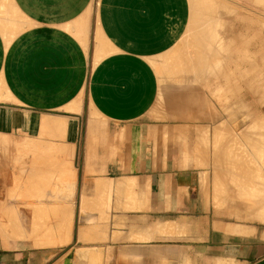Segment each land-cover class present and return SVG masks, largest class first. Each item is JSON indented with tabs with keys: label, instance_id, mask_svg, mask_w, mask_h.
I'll return each mask as SVG.
<instances>
[{
	"label": "crops",
	"instance_id": "obj_1",
	"mask_svg": "<svg viewBox=\"0 0 264 264\" xmlns=\"http://www.w3.org/2000/svg\"><path fill=\"white\" fill-rule=\"evenodd\" d=\"M263 132L264 0H0V264H264Z\"/></svg>",
	"mask_w": 264,
	"mask_h": 264
},
{
	"label": "rangeland",
	"instance_id": "obj_2",
	"mask_svg": "<svg viewBox=\"0 0 264 264\" xmlns=\"http://www.w3.org/2000/svg\"><path fill=\"white\" fill-rule=\"evenodd\" d=\"M234 123V122H233ZM234 125H237V127L239 126V124L237 123V124H234ZM237 137H239V136H241V134H235ZM263 164H264V161H263ZM62 172V171H61ZM65 175H66V173H65ZM59 177H61L60 178V180L62 181L63 180V177H62V175L61 176H59ZM59 177H58V188H59V183H60V180H59ZM239 178L240 179V176H235V177H232V178ZM68 186V185H67ZM67 186L64 188V189H60L62 192L63 191H65V189L67 188ZM123 199H121V201H122ZM56 202H58V203H60V206H62L63 204L65 205V207L67 208V209H64V211H63V213L62 212H55V220H57L58 221V217L60 216V215H62L63 217H65L64 218V221H66L65 223H63L64 224V226H65V224H66V229L68 228V226H69V222H70V228H71V230H72V232H73V228H74V215L76 216L77 215V222H78V213H76V211H78L77 209H74V204H75V201H74V199H73V197L72 198H70L69 197V193L68 192H66V195L64 194V192H63V197L61 198V199H59V200H56L55 201V203ZM91 202H92V204H97L98 206H101V207H103V206H106L107 204H109L110 203V198H108V197H106L105 195L104 196H99V197H97L96 199H92L91 200ZM67 204V205H66ZM88 204H90V203H88ZM51 205H53V204H51ZM51 205H50V207H51ZM69 206V207H68ZM49 207V208H50ZM70 207H71V209H70ZM69 208V209H68ZM46 209H48V207L46 208ZM25 210H29V211H31V209H25ZM260 212H261V209H258ZM31 215L32 214H29V215H24V217H25V219L27 218V217H31ZM42 215L40 214L39 215V218L41 217ZM70 217V221H68V218ZM73 217V218H72ZM233 217H238V215L236 214H233ZM30 220L31 219H29V222H30ZM40 220L42 221V217L40 218ZM26 221H28V220H26ZM99 221L100 222H103L104 221V226L105 227H107V226H109L110 224L108 223V220H107V218H106V215L104 214V215H101V218L99 219ZM41 227H42V224L40 225ZM76 227H77V224H76ZM64 229V230H63ZM63 229H62V231L61 232H65V227H63ZM77 231V230H76ZM107 231L108 230H103V229H101V230H99L98 232H99V234H97L98 236H99V238L98 239H100V240H104V241H106V239H107ZM58 232V230H56V233ZM90 234H92V233H97V231H88ZM63 237V236H62ZM95 237H97V236H95ZM56 239H57V241H58V239H61L60 237H58V235H56ZM68 240V239H67ZM57 243H63V242H60V241H58ZM105 250V247H97V248H91V249H89V251H88V254L90 255H93L92 257H94V255H96V254H107L108 256L109 255H111V252L109 251V252H106V251H104ZM87 264H112V262L111 261H105L104 263L103 262H101V261H90V262H88Z\"/></svg>",
	"mask_w": 264,
	"mask_h": 264
},
{
	"label": "bare ground",
	"instance_id": "obj_3",
	"mask_svg": "<svg viewBox=\"0 0 264 264\" xmlns=\"http://www.w3.org/2000/svg\"><path fill=\"white\" fill-rule=\"evenodd\" d=\"M203 33H204V32H203ZM218 39H219V38H218ZM207 40H208V39H207ZM199 41H200V40H199ZM220 41H221V40H220ZM199 43H200V42H199ZM218 44H219V43H218ZM205 45H206V44H205ZM209 46H210V45H209ZM206 49H207V48H206ZM215 49H216V48H215ZM200 50H201V49H200ZM213 51H214V50H213ZM216 52H217V51H216ZM218 52H219V51H218ZM208 54H209V53H208ZM218 54H219V53H218ZM217 56H218V55H217ZM217 56H216V57H217ZM218 57H219V56H218ZM208 59H209V56H208ZM218 59H219V58H218ZM187 72H188V71H187ZM196 72H198V71H196ZM207 75H208V74H207ZM77 105H78V104H77ZM63 119H64V118H63ZM254 121H255V122H253L252 126H253V127H256V126H257V122H256V120H254ZM260 122H261V121H260ZM260 122H258V123H260ZM55 124H56V123H55ZM62 125H63V124H62ZM258 125H259V124H258ZM64 126H65V125H64ZM259 126H260V125H259ZM249 127H250V126H249ZM54 128H55V127H54ZM262 128H263V127H262ZM253 129H254V128H253ZM206 130H207V129H206ZM255 131H256V130H255ZM254 133H255V132H254ZM263 133H264V132H263ZM256 135L258 136L257 133H256ZM57 136H58V135H57ZM262 136H264V135H262ZM185 138H186V137H185ZM216 138H217V137H216ZM216 138H215V139H216ZM217 139H220V138H217ZM198 140H199V138H198ZM253 140H254V139H253ZM255 140H256V139H255ZM41 141H42V140H41ZM199 141H201V140H199ZM215 142H216V140H215ZM219 142H221V140H219ZM258 142H259V141H258ZM43 143H44V142H43ZM259 143H260V142H259ZM197 145H198V144H197ZM216 145H217V144H216ZM64 146H65V144H64ZM201 146H202V145H201ZM257 146H258V145H257ZM35 147H36V146H35ZM214 147H215V146H214ZM62 148H63V147H62ZM258 150H259V149H258ZM258 150H257V151H258ZM259 153H260V152H259ZM223 155H224V154H223ZM263 155H264V154H263ZM263 155H262V157H264ZM219 156H220V155H219ZM5 158H6V157H5ZM221 158H222V157H221ZM261 159H263V158H261ZM217 160H218V158H217ZM233 160L235 161V160H237V159L233 158L232 161H233ZM246 160H247V159H246ZM249 160H250V159H249ZM263 160H264V159H263ZM221 161H222V159H221ZM232 161H231V162H232ZM234 161H233L232 163H234ZM239 161H240V160H239ZM239 161H238V162H239ZM55 162H56V161H55ZM241 162H242V161H241ZM43 163H44V162H43ZM246 163H248V162H246ZM235 164H241V163H237V162H236ZM249 164H250V163H249ZM46 165H47V163H46ZM46 165H45V166H46ZM53 165H54V164H53ZM230 165H231V163H230ZM260 165H261V164H260ZM231 166H232V165H231ZM233 166H234V165H233ZM241 166H242V165H241ZM241 166L236 165V166L234 167V169L239 168V167H241ZM19 167H20V166H19ZM34 167H35V166H34ZM52 167H53V166H52ZM54 167H55V166H54ZM253 167H254V165L252 166V168H253ZM37 168H38V167H37ZM40 168H41V167H40ZM47 168H49V167H47ZM55 168H56V167H55ZM58 168H59V167H58ZM242 168H243V166H242ZM247 168H248V167H247ZM247 168H246V169H247ZM249 168H250V167H249ZM252 168H251V171H252ZM255 168H256V166H255ZM231 169L233 170V167H232V168L230 167V170H231ZM240 169H241V168H240ZM244 169H245V167H244L243 169H241V170H244ZM253 169H254V168H253ZM44 170H45V169H44ZM52 170H53V169H52ZM65 170H66V169H64V170L61 169V170H60V172L62 171L61 174H60V176L62 175L63 178H65ZM254 170H255V169H254ZM254 170H253V171H254ZM66 171H67V170H66ZM228 171H229V170H228ZM233 171H234V170H233ZM236 171H237V169H236L234 172H232V173H233L232 175H231V172L229 171V172H230L229 174H230L231 178H232V177H235L236 175H239V174H240V173H238V174L236 173V174H235ZM224 172H225V171H224ZM238 172H240V171L238 170ZM254 172H255V171H254ZM66 173H67V172H66ZM71 173H72V172H71ZM29 174H30V173H29ZM29 174H28V176H29ZM51 174H52V173H51ZM244 174H248L247 176H249V170H247V173L245 172ZM31 175H32V174H31ZM70 175H71V174H70ZM75 175H76V174H75ZM250 175H252V173H250ZM58 176H59V175H58ZM247 176H246V178H248ZM252 176H253V175H252ZM240 177H241V176H240ZM244 177H245V176H244ZM74 178H75V177H74ZM249 178H250V177H249ZM252 178H253V177H252ZM229 179H230V178H229ZM232 179L234 180L235 178H232ZM236 179H237V178H236ZM263 179H264V178H263ZM240 180H242V179H240ZM243 180H244V181H246V180H247V181H250V180H248V179H246V180L243 179ZM254 180H255V179H254ZM82 181H83V180H82ZM244 181H243V182H244ZM252 181H253V180H252ZM252 181H251V182H252ZM50 182H51V181H50ZM239 182H240V181H239ZM253 182H255V181H253ZM38 183H39V182H38ZM42 183H44V182H42ZM240 183H241V182H240ZM240 183L238 184V183L235 181V182L232 183L233 185H232L231 187H229V188H230L231 190L239 189L238 187H240V185H241ZM244 183H245V182H244ZM255 183H256V182H255ZM255 183H251V184H255ZM245 184H246V183H245ZM248 184H250V182H248ZM259 184H260V183H259ZM30 185H31V184H30ZM261 185H262V182H261ZM16 186H17V185H16ZM27 186L29 187V185H27ZM241 186H242V185H241ZM259 186H260V185H259ZM263 186H264V185H263ZM73 187H74V185H73ZM225 187H226V186H225ZM242 187H243V186H242ZM251 187H252V185L249 186L248 188L251 189ZM229 188H228V189H229ZM243 188H244V187H243ZM257 189L260 190V191H262V190L264 191V187H263V188H257ZM22 190H23V189H22ZM244 190H245V188H244ZM254 190H255V189H254ZM36 191H37V190H36ZM218 192H219V191H218ZM236 192H237V191H236ZM236 192H235V193H236ZM238 192H239V191H238ZM242 192H243V191H242ZM247 192H248V191H247ZM249 192H250V191H249ZM9 194H10V193H9ZM9 194H8V195H9ZM26 194H27V193H26ZM28 194H29V193H28ZM236 194H237V193H236ZM237 195H238V194H237ZM262 195H264V193H263ZM16 196H17V195H16ZM18 196H20V195H18ZM81 196H82V195H81ZM83 197H84V196H83ZM91 198H92V197H91ZM263 198H264V197H263ZM263 198H262V200H263ZM262 200H261V203H262ZM85 201H87V200H85ZM85 201H84V202H85ZM81 202H82V201H81ZM263 204H264V200H263ZM50 205H51V204H50ZM50 205L48 206V209H49V210H51V209L53 210V209H54L55 212H58V213H59V212H62V213H63L64 209H67V208L65 207L64 204H63L62 206H60V203H58V202H56L55 204L51 205V207H50ZM66 205H67V204H66ZM83 205H84V203H83ZM87 205H90V204L87 203ZM33 206H34V205H33ZM35 206H36V205H35ZM43 206H44V205H43ZM45 206H46V205H45ZM263 206H264V205H263ZM49 207H50V208H49ZM68 207H69V206H68ZM41 208H42V207H41ZM43 208H44V207H43ZM4 209H6V208H4ZM9 209H10V208H9ZM38 209H39V207H38ZM68 209H69V208H68ZM70 209H71V207H70ZM6 210H7V209H6ZM10 210L12 211V209H10ZM54 210H53V211H54ZM13 211H14V210H13ZM9 212H10V211H9ZM9 212H3V213H4V214L7 213L6 216L9 218V217L13 216L12 213L9 214ZM14 213H15V211H14ZM8 214H9V215H8ZM16 214H17V213H15V217L18 219V217H17ZM10 215H11V216H10ZM6 216H5V217H6ZM15 217L13 216L12 219L15 218ZM16 218H15V219H16ZM55 218H56V217H55ZM58 218H59L58 221L55 220V228H56V230H58V232L56 233V235H58V237L61 238V239H58V241H60V242H65V241H67L68 237L65 239V237H64V235H63L65 232L61 233V231H62V229H63V227H64V224H63V223L65 222V221H64V218H65V217H63L62 215H60ZM72 218H73V217H72ZM6 219H7V218H6ZM9 219H10V218H9ZM39 220H40V219H38V221H39ZM10 221H12V220L10 219ZM16 221H18V220H14V221H12V222H16ZM24 221H25V223L27 224L26 220H24ZM38 221H37V222H38ZM12 222H10V224H14V223H12ZM37 222H36V224H37ZM40 222H42V221H40ZM40 222H39V223H40ZM19 224H20V223H19V221H18L17 227H18ZM23 224H24V223H23ZM53 224H54V223H53ZM13 226H14V225H13ZM15 226H16V224H15ZM15 226H14L15 229L13 228L14 231H15V230H18V231H19V230H22L20 225H19L20 229H16ZM1 228H2V227H1ZM10 228L12 229L11 225H10ZM13 229H12V230H13ZM80 229H81V228H80ZM1 230H2V229H1ZM8 230H9V229H8ZM63 230H64V229H63ZM79 231H80V230H79ZM66 232H67V231H66ZM81 232H82V231H81ZM19 233H20V232H19ZM22 233H24V232H22ZM20 234H21V233H20ZM66 234H67V233H66ZM66 234H65V235H66ZM7 235H8V234H7ZM21 235H22V234H21ZM14 236H15V235H14ZM22 236L25 237L24 235H22ZM62 236H63V237H62ZM66 236H67V235H66ZM8 237H10V235H9ZM11 238H13V235H12ZM45 238H46V237H45ZM47 238H48V237H47ZM50 238H52V237H50ZM83 238H84V236H83ZM13 239H14V238H13ZM40 240H42V241H43V240H46V241L48 242V239H40ZM40 240H38V241H40ZM36 241H37V240H36ZM36 241H35V242L33 241V242L35 243V245H37V244H36ZM46 241H45V242H46ZM58 241H57V239L55 238V240H52V241L50 240L49 242H50V243H51V242H56V243H57ZM34 243H33V244H34ZM38 244H40V242H39ZM42 244H44V241L42 242ZM52 244H53V243H52Z\"/></svg>",
	"mask_w": 264,
	"mask_h": 264
}]
</instances>
